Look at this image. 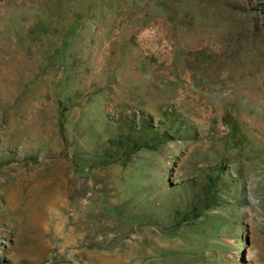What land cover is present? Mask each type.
<instances>
[{
  "label": "rangeland",
  "instance_id": "obj_1",
  "mask_svg": "<svg viewBox=\"0 0 264 264\" xmlns=\"http://www.w3.org/2000/svg\"><path fill=\"white\" fill-rule=\"evenodd\" d=\"M262 2L0 0V264H264Z\"/></svg>",
  "mask_w": 264,
  "mask_h": 264
},
{
  "label": "trees",
  "instance_id": "obj_2",
  "mask_svg": "<svg viewBox=\"0 0 264 264\" xmlns=\"http://www.w3.org/2000/svg\"><path fill=\"white\" fill-rule=\"evenodd\" d=\"M262 6V9H263V11H264V2H262V4H259V6ZM78 23V22H77ZM76 23V20L75 21H72L70 24H69V26L67 27V31H69V33H71V32H73L74 30H76L77 29V27L79 26L78 24ZM67 34H68V32H67ZM69 44V42H67L66 40L64 41V43H63V47H66L67 45ZM143 123H145V125H147V121L145 122V120H143ZM133 140V143L134 144H136L137 145V147L138 146H140V145H147L146 143L147 142H144V141H139V139L137 138V140L135 139L134 140V138L132 139ZM141 142V143H140Z\"/></svg>",
  "mask_w": 264,
  "mask_h": 264
}]
</instances>
